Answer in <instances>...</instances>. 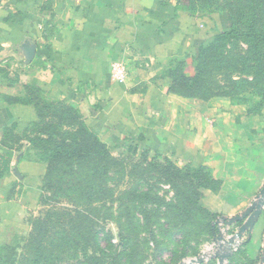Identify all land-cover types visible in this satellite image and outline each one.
Instances as JSON below:
<instances>
[{
    "label": "crops",
    "instance_id": "0c3cea01",
    "mask_svg": "<svg viewBox=\"0 0 264 264\" xmlns=\"http://www.w3.org/2000/svg\"><path fill=\"white\" fill-rule=\"evenodd\" d=\"M176 6L175 0H0V155L9 158L0 168V236L6 230L26 233L39 209L49 164L27 137L35 138L36 128L41 139L48 138L42 131L49 122L44 97L71 105L67 109L96 132L109 127L98 137L103 144L114 139L112 132L143 133L153 149L214 182V189L204 187L205 196L230 190L227 204L217 195L219 210L208 207L213 227L221 216L234 231L245 226L243 215L264 191V144L251 145L243 121L236 137L229 136L223 119L237 111L227 96L212 90L194 100L172 92V62L184 59L190 70L202 45L191 31L197 20L186 23ZM27 44L35 49L31 59ZM118 65L121 78L115 76ZM247 183H253L251 193ZM242 237L246 244L232 262L251 243L253 257L244 264H263L264 212ZM3 246L0 264L6 260Z\"/></svg>",
    "mask_w": 264,
    "mask_h": 264
},
{
    "label": "rangeland",
    "instance_id": "374dc122",
    "mask_svg": "<svg viewBox=\"0 0 264 264\" xmlns=\"http://www.w3.org/2000/svg\"><path fill=\"white\" fill-rule=\"evenodd\" d=\"M175 1L186 23L191 18L197 20V30L191 31L202 45L191 58L190 70L184 59H175L170 71L195 74L202 57L207 62L199 69L204 83L195 88L201 96L192 99L204 100L212 90L219 97L227 96L237 107L236 113L231 110L223 119L229 136L236 137L243 121L242 134L252 139L251 145L263 149L264 46L212 37L221 31L245 29L243 18L249 13V0ZM258 7V28L264 32V0H258ZM48 98L44 97L42 105L49 121L44 124L49 129L42 131L48 138L42 140L46 143L39 141L35 128V138L27 137L33 148L46 152L65 143L84 147L86 142L103 148L97 156L51 163L39 209L29 217L28 231L6 230L0 236L6 254L3 264H17L21 259H27L28 264H180L211 243L216 229L210 227L208 207L219 210L214 204L217 195L227 204L225 194L230 190L205 196L204 187L214 189V182L205 176L196 181L184 162L153 149L143 133L128 131L115 136L112 132L114 139L103 144L98 137L108 134L109 127L96 132L84 124L79 112L67 109L71 105ZM132 135L138 141L130 142ZM262 172L260 168L256 175ZM244 189L251 193L253 183ZM203 203L207 208L199 207ZM252 249L250 243L232 264L251 259Z\"/></svg>",
    "mask_w": 264,
    "mask_h": 264
},
{
    "label": "trees",
    "instance_id": "16d2710c",
    "mask_svg": "<svg viewBox=\"0 0 264 264\" xmlns=\"http://www.w3.org/2000/svg\"><path fill=\"white\" fill-rule=\"evenodd\" d=\"M258 16H259L258 0H249V13L247 14V16L243 18V24H244L243 26H245V29L242 30V29L234 28L228 32L221 31L215 35H212V37L218 39L219 38L235 39L244 43H248L249 45L252 46H258V45L264 46V32L258 28ZM201 58L202 57H200V61L196 64V72L192 76L186 75L184 72L177 69L170 71L172 78V86H171L172 92L178 93L188 98L201 96L198 95V92L195 91V88L197 89L196 87L197 85L201 86L204 83L203 73H200L199 69H202L203 65H205L207 62L205 60H201ZM179 65L180 67L185 68L184 63L179 62ZM46 129H49V127H47ZM42 140L43 139H40L39 141ZM94 141H97L98 143V140H96L95 138ZM42 142L46 143L45 141ZM93 143L91 142L89 144L88 142H86V144L84 143V147H80L78 145L71 146L65 143L63 145H58L53 148H49L43 156V161L48 163L50 167L51 163L53 162H59L62 160H76V159L81 160V159H85L86 156L92 154L97 156L101 153L103 147L102 145L96 143L93 144ZM0 159L1 161H3V163L0 164V168L4 167L9 163V158L0 155ZM6 167L7 166H5L3 169H6ZM186 168H188L190 172L192 171L189 167ZM191 173L193 174L194 178L197 179L196 181L198 180L200 181L202 179V176H204L199 172H191ZM210 227L212 229L215 228L213 227L212 224Z\"/></svg>",
    "mask_w": 264,
    "mask_h": 264
},
{
    "label": "built area",
    "instance_id": "2783aa9c",
    "mask_svg": "<svg viewBox=\"0 0 264 264\" xmlns=\"http://www.w3.org/2000/svg\"><path fill=\"white\" fill-rule=\"evenodd\" d=\"M123 71V67L118 65L115 68V76L121 78ZM263 212L264 195L261 194L243 215L247 214V217H244L246 229H252L259 215ZM215 229L216 233L211 243L197 255L184 258L180 264H208L214 261L216 264H232L231 259L242 250L246 244V239L244 240L242 236H239L240 231L232 230V222L226 217L221 216L216 219Z\"/></svg>",
    "mask_w": 264,
    "mask_h": 264
},
{
    "label": "water",
    "instance_id": "95a60500",
    "mask_svg": "<svg viewBox=\"0 0 264 264\" xmlns=\"http://www.w3.org/2000/svg\"><path fill=\"white\" fill-rule=\"evenodd\" d=\"M24 51H25V55L28 59H31L33 58L34 54H35V49L33 46H30V45H26L25 48H24ZM262 195H264V191L262 192ZM243 217H247V214ZM242 218H238V220H240ZM246 231V226L242 227L241 231H240V234L239 236L241 237L242 234ZM264 263V261H263Z\"/></svg>",
    "mask_w": 264,
    "mask_h": 264
}]
</instances>
